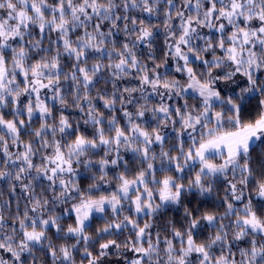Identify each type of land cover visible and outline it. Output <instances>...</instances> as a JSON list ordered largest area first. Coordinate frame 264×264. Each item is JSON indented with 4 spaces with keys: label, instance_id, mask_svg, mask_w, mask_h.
Wrapping results in <instances>:
<instances>
[{
    "label": "snow or ice",
    "instance_id": "6c2138e0",
    "mask_svg": "<svg viewBox=\"0 0 264 264\" xmlns=\"http://www.w3.org/2000/svg\"><path fill=\"white\" fill-rule=\"evenodd\" d=\"M5 185L0 264H264V0H0Z\"/></svg>",
    "mask_w": 264,
    "mask_h": 264
},
{
    "label": "trees",
    "instance_id": "16d2710c",
    "mask_svg": "<svg viewBox=\"0 0 264 264\" xmlns=\"http://www.w3.org/2000/svg\"><path fill=\"white\" fill-rule=\"evenodd\" d=\"M161 42H162V38H161ZM125 83H128L127 81H125ZM133 83H135V82H133ZM192 101H190V103H191ZM181 103H183V102H181ZM258 151H259V149H258ZM84 186H86V182H85V185ZM6 188H7V186L5 185L4 186V188L3 189H0V190H3L4 192H5V199H7V193H6ZM221 195L223 194V190H222V188H221ZM98 194H100V193H98ZM14 206V205H13ZM97 219V222L99 221V218L97 217L96 218ZM97 226V224L96 223H94L93 224V231H95V227ZM207 233H205V235H206ZM121 239H123V237H121ZM130 254V253H129Z\"/></svg>",
    "mask_w": 264,
    "mask_h": 264
},
{
    "label": "rangeland",
    "instance_id": "374dc122",
    "mask_svg": "<svg viewBox=\"0 0 264 264\" xmlns=\"http://www.w3.org/2000/svg\"><path fill=\"white\" fill-rule=\"evenodd\" d=\"M128 255H131V253H130V254H128Z\"/></svg>",
    "mask_w": 264,
    "mask_h": 264
}]
</instances>
